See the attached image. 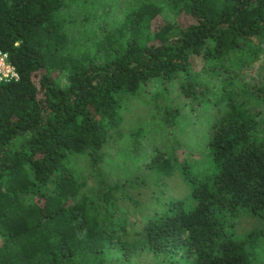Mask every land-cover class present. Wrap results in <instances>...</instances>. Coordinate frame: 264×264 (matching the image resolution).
<instances>
[{"label":"trees","instance_id":"16d2710c","mask_svg":"<svg viewBox=\"0 0 264 264\" xmlns=\"http://www.w3.org/2000/svg\"><path fill=\"white\" fill-rule=\"evenodd\" d=\"M101 1L0 0L19 75L0 84V264H264V0H145L76 43ZM126 137L142 174L108 185L105 149Z\"/></svg>","mask_w":264,"mask_h":264},{"label":"rangeland","instance_id":"374dc122","mask_svg":"<svg viewBox=\"0 0 264 264\" xmlns=\"http://www.w3.org/2000/svg\"><path fill=\"white\" fill-rule=\"evenodd\" d=\"M145 0H110L108 4L101 1V5L97 4L92 6H83L81 15L74 19L69 25L70 37L76 43L86 46L94 45L95 41L101 39L108 30L114 28L115 25L120 24L126 13H128L132 8H134L138 3ZM155 2H160L161 0H153ZM190 19L188 17H180L178 23L180 25H189ZM138 118V116L133 117ZM146 129L148 132V139L151 142L149 146L152 147L153 143H157L164 133L165 125L160 120L154 112L151 115L145 117ZM148 118V119H147ZM192 119V118H191ZM193 120V119H192ZM191 125V128H190ZM198 126V125H196ZM191 123L185 124L181 128V132H190L191 137L186 144V148H192L196 143H198L197 135L200 133V129L197 127L193 129ZM168 131V132H167ZM167 136L170 135V129H168ZM174 132L178 131L179 128H174ZM169 133V134H168ZM188 134V133H187ZM202 134V133H201ZM200 134V135H201ZM176 133L171 134L168 138L175 139L177 137ZM183 137V135H181ZM178 139H180L178 137ZM130 138L126 137L120 141H113L110 143L105 152L106 160L102 167L99 169L102 180L106 181L108 185H114L116 183H123L134 179V177L142 174V163L145 162V158H140V156L147 151V149L139 151L137 154L132 145L129 144ZM205 142L202 144L204 145ZM166 140L160 143L161 147H164ZM146 146V144H144ZM151 149V148H149ZM84 161V159H83ZM85 166V163L81 167ZM90 171L86 168L84 172V177L88 181L89 190L93 191L97 185L95 179L90 178ZM253 224L250 220H243L240 225L241 230H250ZM116 252H112V261L109 264H118L116 262L117 256ZM111 259V257H110Z\"/></svg>","mask_w":264,"mask_h":264},{"label":"built area","instance_id":"2783aa9c","mask_svg":"<svg viewBox=\"0 0 264 264\" xmlns=\"http://www.w3.org/2000/svg\"><path fill=\"white\" fill-rule=\"evenodd\" d=\"M19 75L8 53L0 51V84L18 81Z\"/></svg>","mask_w":264,"mask_h":264}]
</instances>
